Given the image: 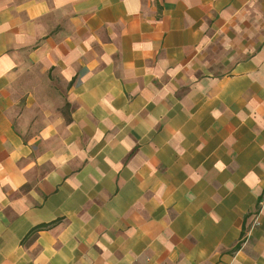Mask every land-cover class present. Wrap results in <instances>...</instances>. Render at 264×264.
<instances>
[{
	"label": "crops",
	"instance_id": "crops-1",
	"mask_svg": "<svg viewBox=\"0 0 264 264\" xmlns=\"http://www.w3.org/2000/svg\"><path fill=\"white\" fill-rule=\"evenodd\" d=\"M0 264H264V0H0Z\"/></svg>",
	"mask_w": 264,
	"mask_h": 264
}]
</instances>
